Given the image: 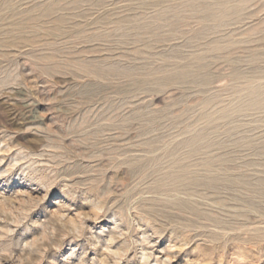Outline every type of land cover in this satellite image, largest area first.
Wrapping results in <instances>:
<instances>
[{"label":"rangeland","instance_id":"rangeland-1","mask_svg":"<svg viewBox=\"0 0 264 264\" xmlns=\"http://www.w3.org/2000/svg\"><path fill=\"white\" fill-rule=\"evenodd\" d=\"M0 264H264V0H0Z\"/></svg>","mask_w":264,"mask_h":264},{"label":"clouds","instance_id":"clouds-1","mask_svg":"<svg viewBox=\"0 0 264 264\" xmlns=\"http://www.w3.org/2000/svg\"><path fill=\"white\" fill-rule=\"evenodd\" d=\"M5 255H7V253H5Z\"/></svg>","mask_w":264,"mask_h":264}]
</instances>
